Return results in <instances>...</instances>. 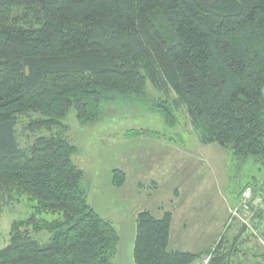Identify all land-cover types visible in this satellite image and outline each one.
Wrapping results in <instances>:
<instances>
[{
  "label": "trees",
  "instance_id": "16d2710c",
  "mask_svg": "<svg viewBox=\"0 0 264 264\" xmlns=\"http://www.w3.org/2000/svg\"><path fill=\"white\" fill-rule=\"evenodd\" d=\"M148 84L176 95L200 143L264 163V0H0V204H34L11 224L0 264L110 263L119 236L87 202L63 120L74 109L96 122L119 95L146 101ZM21 125L40 133L24 147ZM124 181L113 172L115 187ZM171 227V213L139 214L135 264L202 257L170 251ZM42 232L50 243L34 238ZM204 254L232 264L234 253Z\"/></svg>",
  "mask_w": 264,
  "mask_h": 264
},
{
  "label": "rangeland",
  "instance_id": "374dc122",
  "mask_svg": "<svg viewBox=\"0 0 264 264\" xmlns=\"http://www.w3.org/2000/svg\"><path fill=\"white\" fill-rule=\"evenodd\" d=\"M175 99L173 92L148 84L146 101L119 95L103 103L96 122H80L74 109L63 120L66 138L77 148L74 164L92 177L87 202L119 236L109 264H135L137 218L144 212L157 219L172 214L168 249L202 255L191 264H208L204 253L221 246L234 253L232 264H264V163L200 143L186 108H177ZM159 103L171 109L173 126L165 123ZM22 126L24 147L40 133H24ZM133 130L155 133L128 137ZM115 171L124 173L121 187L112 184ZM143 200L146 206L137 214ZM33 205L27 198L0 204V249L9 242L11 224L27 219ZM34 238L48 244L51 234Z\"/></svg>",
  "mask_w": 264,
  "mask_h": 264
},
{
  "label": "crops",
  "instance_id": "0c3cea01",
  "mask_svg": "<svg viewBox=\"0 0 264 264\" xmlns=\"http://www.w3.org/2000/svg\"><path fill=\"white\" fill-rule=\"evenodd\" d=\"M91 178L92 177H90V178H85L84 177V186H85V189H86V194H88L89 192H90V187H91V184H92V181H91ZM86 184V185H85ZM123 188H121V189H119V190H122ZM146 205H145V203H144V200L143 201H141L140 203H139V206H138V209H137V214L138 213H140L142 210H143V208L145 207Z\"/></svg>",
  "mask_w": 264,
  "mask_h": 264
}]
</instances>
